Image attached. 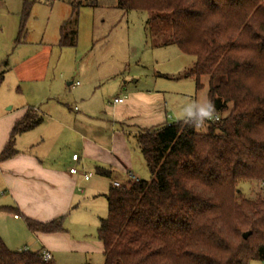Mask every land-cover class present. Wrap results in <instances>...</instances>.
Returning a JSON list of instances; mask_svg holds the SVG:
<instances>
[{"label": "trees", "instance_id": "16d2710c", "mask_svg": "<svg viewBox=\"0 0 264 264\" xmlns=\"http://www.w3.org/2000/svg\"><path fill=\"white\" fill-rule=\"evenodd\" d=\"M118 7L149 15L155 46L176 45L194 57L182 78L194 79L198 91L207 81L220 119L200 132L174 123L127 135L151 178L106 195L108 215L97 234L104 264L264 262V0H119ZM77 28L75 10L62 26V47L76 46ZM24 30L23 22L20 35ZM42 122L28 111L0 159L15 156L18 136ZM243 184L260 189L246 197ZM26 223L34 233L66 232L64 218ZM0 264L56 263L12 251L0 237Z\"/></svg>", "mask_w": 264, "mask_h": 264}, {"label": "rangeland", "instance_id": "374dc122", "mask_svg": "<svg viewBox=\"0 0 264 264\" xmlns=\"http://www.w3.org/2000/svg\"><path fill=\"white\" fill-rule=\"evenodd\" d=\"M118 1L0 0V72L21 62L27 55V50L20 49L19 42H42L52 49L49 63L41 61L37 67L38 82L18 83L17 72H14L7 84L1 86L0 111L11 107H14L12 111L20 108L39 110L45 123L37 130V136L45 134L50 143H54L49 126L52 119L73 124L75 117L86 114L107 116L114 99L126 95V91L159 90L166 95L171 109L169 123H177L182 104L207 95V81H203L204 87L198 91L194 79L182 78L193 67L194 57L184 55L176 45L155 46L146 31L149 15L141 11L126 12L118 7ZM26 8L29 9L27 17ZM75 10L78 14L77 44L75 48H62L58 46V25L61 27ZM23 22L25 30L20 35ZM73 81L80 82L81 87H69L68 83ZM64 139L60 147L64 146L71 154L79 150L73 135L64 136ZM138 166L143 173L141 179L150 180L143 158ZM94 175L93 180L99 179ZM108 186L104 181L102 188ZM242 187L245 196L250 198L255 196L254 189H260L256 184H243ZM83 191V194L90 193L85 187ZM104 194L107 193L99 192L94 195L97 197L87 200L65 225L80 247L91 245L87 254L79 249L76 253H60L55 256L57 264H104L105 258L94 243L98 240L100 218L108 215L109 203ZM31 237L27 240V247L36 252L35 239ZM22 248L21 241L14 242L11 247ZM251 264L264 262L252 261Z\"/></svg>", "mask_w": 264, "mask_h": 264}, {"label": "crops", "instance_id": "0c3cea01", "mask_svg": "<svg viewBox=\"0 0 264 264\" xmlns=\"http://www.w3.org/2000/svg\"><path fill=\"white\" fill-rule=\"evenodd\" d=\"M65 22L61 27L58 25V46H61V30ZM19 44L20 49L27 50V55L21 62L0 72L5 74L2 85L7 84L14 72H17L18 83L35 84L40 80L38 65L40 66L41 61L50 60V46L42 42ZM68 86L76 89L81 84L73 81ZM126 93L115 98H123L124 102H114L107 116L92 117L86 114L80 118L75 117L73 124H68L63 119H52L49 126L54 134L51 140L55 144L50 143L45 134L37 136V130L45 123L43 117L42 124L15 140L18 151L15 156L0 159V237L10 250L31 252L30 247H27V240L31 235L35 239L36 252H49L56 264L55 256L60 253H76L79 249L81 253L87 254L91 245L80 247V243L69 235L66 226L65 233H34L29 230L26 219L49 223L64 218L66 225L69 217L77 214L87 200L97 197L94 195L99 192L105 191L108 194L111 187H114V182H128L130 173L141 180L143 173L138 165L139 160H144V157L127 135L170 125L171 109L166 95L159 90H134ZM12 110L14 107L0 111V156L11 139L15 125L28 111L35 110V114L40 115L35 108ZM68 135H73L79 144V150L72 154L64 146L60 147L65 140L64 136ZM51 144H54L53 147ZM75 155H78V161L73 160ZM72 168H76L78 173L71 174ZM100 171L109 173V176H104ZM93 174L99 179L93 180ZM84 175H90V179L86 180ZM104 181L108 183V188H102ZM83 187L90 193L83 194ZM107 194L103 196L106 198ZM103 219L105 218H100L99 228ZM18 241H21V245L24 244V248L11 249L14 242ZM94 243L104 257L102 242L98 239Z\"/></svg>", "mask_w": 264, "mask_h": 264}, {"label": "clouds", "instance_id": "9594fccd", "mask_svg": "<svg viewBox=\"0 0 264 264\" xmlns=\"http://www.w3.org/2000/svg\"><path fill=\"white\" fill-rule=\"evenodd\" d=\"M219 119L214 102L205 95L182 104L176 122L181 128H191L200 132L206 130L209 122H217Z\"/></svg>", "mask_w": 264, "mask_h": 264}, {"label": "built area", "instance_id": "2783aa9c", "mask_svg": "<svg viewBox=\"0 0 264 264\" xmlns=\"http://www.w3.org/2000/svg\"><path fill=\"white\" fill-rule=\"evenodd\" d=\"M114 102L117 103V104L118 103L120 104V103H123L124 102V99L123 98H118V99H115ZM73 160L74 161H78L79 160L78 155H75L73 157ZM70 173L73 174V175H75V174L78 173V171H77L76 168H72V169H70ZM84 177H85L86 180H89L90 179V175H84ZM129 181H131V182H139L140 179H139L138 176L133 175L132 173H130L129 174ZM113 186L116 187V188H119V187H122L123 184H121L120 182H114L113 183ZM261 187H262V189H264V182L261 184ZM16 218H17V216H16ZM42 256H43V259L45 261H52L53 260V257H52V255L49 252L42 253Z\"/></svg>", "mask_w": 264, "mask_h": 264}, {"label": "water", "instance_id": "95a60500", "mask_svg": "<svg viewBox=\"0 0 264 264\" xmlns=\"http://www.w3.org/2000/svg\"><path fill=\"white\" fill-rule=\"evenodd\" d=\"M250 235H251V232H248V233H245L243 236L245 239H248Z\"/></svg>", "mask_w": 264, "mask_h": 264}]
</instances>
